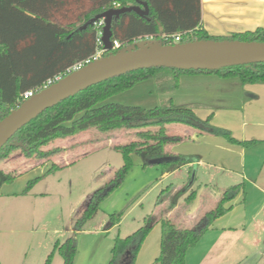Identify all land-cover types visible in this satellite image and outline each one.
<instances>
[{
    "label": "rangeland",
    "instance_id": "obj_1",
    "mask_svg": "<svg viewBox=\"0 0 264 264\" xmlns=\"http://www.w3.org/2000/svg\"><path fill=\"white\" fill-rule=\"evenodd\" d=\"M145 46L146 41L137 40L122 51ZM178 83V89L163 96L158 92L155 80H147L106 102L140 106L147 112H154L172 97L177 104L191 107L201 119L211 116L213 125L230 130L234 137L264 136V116H258L264 108V91L263 101L252 102L247 110L249 116H244L246 96L254 94L251 87L264 88V84L242 86L216 74H182ZM246 88L251 89L245 91ZM184 127L188 126L169 124L166 134L176 139L172 144L175 152L185 156L198 150L199 142L188 137L184 139ZM178 137L181 140L178 141ZM68 138L56 139L45 147L67 145L69 148L66 154L61 152L51 160L29 158L16 150L0 162L1 169L18 175L14 182L4 185L0 197V264H45L55 244L63 243L75 233L78 220L92 196L107 187L124 166L122 154L113 148L138 139L135 129L104 134L95 128L80 130ZM254 151L255 158L259 156L256 173L261 174L264 171V144L256 146ZM241 152L239 145L221 147L215 156L219 160L231 156L234 163L226 160L229 168L248 172L252 152L246 153V160ZM131 157L133 166L123 183L104 199L97 215L77 232L75 264H109L116 240L126 238L148 224H154V227L144 240L135 264H159L160 220L169 218L180 228H196L199 223L192 222L189 217L197 218L204 211L215 209L222 192L236 184H244L245 194L231 203L235 212L219 218V222L215 221L213 227H209L196 246L189 249L186 264H264V214L258 219L261 226L255 223L246 231L240 228L222 238L219 232L221 226L236 224L238 213L242 220H249L257 212L256 206L263 200L258 190L236 173L214 166L195 164L192 170L185 166L162 176L160 167L152 162L146 165L143 156L133 154ZM53 164L63 168L46 175ZM36 178L39 180L24 195L28 182ZM204 180H207V186L199 187L202 182L206 184ZM194 190L197 196L188 202L187 198ZM114 222L118 223L113 225ZM50 264H63L62 255L56 252Z\"/></svg>",
    "mask_w": 264,
    "mask_h": 264
},
{
    "label": "trees",
    "instance_id": "obj_2",
    "mask_svg": "<svg viewBox=\"0 0 264 264\" xmlns=\"http://www.w3.org/2000/svg\"><path fill=\"white\" fill-rule=\"evenodd\" d=\"M141 1L149 6L148 17L130 12L114 20L112 41L118 40L122 44L114 53L146 36L154 37L160 44H175L176 35H180L181 43L197 40L264 43V26L227 36L210 35L202 26L201 0ZM136 4V0H0V122L25 102L23 94L26 91H42L50 79L68 74L75 64L96 53L98 29L93 24L81 30L86 23L110 9ZM108 54L109 52L105 56ZM182 74H216L242 86L264 84V63L225 67L214 71L172 68L133 71L94 85L46 110L18 131L0 150V162L9 158L16 150H21L29 158L47 161L64 149L57 146L46 149V146L56 139L71 137L80 130L95 128L104 134L120 129L137 130V140L113 148L122 154L124 166L107 187L92 196L87 209L78 220L75 233L63 243L55 244L45 264L51 263L56 252L62 255L63 264H75L78 253L77 232L82 230L86 221L97 215L104 199L123 183L133 166V154L143 156L146 165L152 160L167 159L157 165L162 174L173 173L195 161L194 157L178 155L170 149L176 139L167 136V125L183 124L201 134L223 137L231 144L244 147L259 142L237 140L230 130L213 125L211 116L201 119L191 107L177 104L172 97L166 99L154 112L128 106H101L110 98L147 80H155L161 95L170 94L178 89V80ZM246 97L251 100L256 95L247 94ZM177 140L181 139L178 137ZM17 142L23 143L25 149L15 146L14 143ZM62 168L63 166L53 164L46 174ZM17 177V174L0 168V197L4 185L14 182ZM38 180L39 178L29 181L23 193L27 194ZM242 191L244 184L225 189L218 206L208 211L196 228H180L169 218L160 220L162 240L157 262L186 264L189 249L196 246L215 220L233 208L229 203ZM196 196L197 191L194 190L187 201L192 202ZM116 223L118 222L113 225ZM153 227L154 224H148L126 238H118L109 264H135L140 248Z\"/></svg>",
    "mask_w": 264,
    "mask_h": 264
},
{
    "label": "water",
    "instance_id": "obj_3",
    "mask_svg": "<svg viewBox=\"0 0 264 264\" xmlns=\"http://www.w3.org/2000/svg\"><path fill=\"white\" fill-rule=\"evenodd\" d=\"M136 5L110 9L86 23L82 29L104 20L102 41L109 54L36 93L0 122V150L23 127L46 110L104 81L127 73L150 68L214 71L225 67L264 63V43L237 40H197L170 45H151L118 53L112 52L113 22L125 13L148 17L149 6L136 0ZM25 149L23 143H14ZM167 159L151 162L158 165Z\"/></svg>",
    "mask_w": 264,
    "mask_h": 264
},
{
    "label": "crops",
    "instance_id": "obj_4",
    "mask_svg": "<svg viewBox=\"0 0 264 264\" xmlns=\"http://www.w3.org/2000/svg\"><path fill=\"white\" fill-rule=\"evenodd\" d=\"M201 8H202V26L210 35H213V36H227L232 33L253 31L259 27L264 26V0H201ZM251 88H248V89L246 88L245 91L249 89L253 90L254 95H256V98L248 100V102L245 103L246 105L244 104L246 107V112L244 115L245 117L249 116L247 114L248 112L247 110L249 109V106L252 102H257V101L262 102L263 101V97L261 95H262V92L264 91V88H259V89L255 87H251ZM113 104L119 105V106H126L124 104H120L119 102H115V101L114 102H104L101 106L108 107L109 105H113ZM128 107H135V108L143 109V107H140V106H128ZM261 112L258 113V116H264V108H262ZM184 130L186 131L184 139L188 137V138H191L195 142H199L198 150H195V151L193 150L192 152H189L190 154H185V156H191L195 158V161L193 163L187 165L188 167H190L191 170L194 168L195 164H198L199 167L210 165V166H214L215 168L221 171H226V172L230 171L232 173H236L241 179H243L248 185H250V187L258 190V192H260L263 196V200L259 202V204H257L256 206L257 212L253 216H251L249 220H246V219L242 220L241 214L238 213L236 215L238 216V220H237L238 222L236 224L231 225V226H226V225L221 226L219 230L220 237L221 238L226 237L228 232L234 233V232L239 231L240 228H242L243 231H246L248 227L254 225L255 223H257V226L258 225L261 226V223H259L260 221L258 222V219L262 214H264V178L262 179V175L264 176V171L261 174L256 173L258 166H259L258 164L259 156L255 158L256 152L254 150L256 146L264 144V141H263L264 136H259V135L257 136L244 135L242 137L235 136V138L240 141L259 140L258 143L250 147H244V146L242 147L241 145H239L241 146V149H242L241 153L243 154V159L246 160V156H247L246 153L248 151L252 152L251 154H249L250 159H249V164H248V167H249L248 172L246 170L244 172H240V170L229 168L227 166L226 160L228 161L230 160L232 163H234L233 157L224 156V160L223 158H220L222 160H219V158L215 156L217 153V150L221 149V147L232 148L233 146L237 144L235 145L231 144L223 137H218V136H214L210 134H201L198 130L192 127H189V126L184 127ZM67 140H69V138ZM57 147L64 148L65 150L62 151L64 152V154H66L69 151V148L67 145H61ZM170 149L173 152H175L173 145H170ZM175 153H177L178 155L184 156V154H179L178 152H175ZM256 164H257V167H256ZM245 167H246V163H245ZM169 174H162V176H166ZM206 181L207 180H204L206 184L202 182V184L199 185V187H202L203 185L207 186L208 182ZM27 194H24V195H27ZM242 194L243 195L245 194V189L244 191L240 192L235 199H237ZM232 202H230L229 204H231ZM208 211L206 212L204 211L203 212L204 214H202V216L203 215L205 216V214ZM233 212H235L234 205H233V208L228 213H226L225 215L219 218H223L227 215L232 214ZM202 216H198L197 218L189 217L190 218L189 220H191L192 222L196 220V223L198 224L201 221ZM219 218L215 221L219 222ZM172 222L176 225V223L173 220ZM211 227H213V224L211 225Z\"/></svg>",
    "mask_w": 264,
    "mask_h": 264
},
{
    "label": "built area",
    "instance_id": "obj_5",
    "mask_svg": "<svg viewBox=\"0 0 264 264\" xmlns=\"http://www.w3.org/2000/svg\"><path fill=\"white\" fill-rule=\"evenodd\" d=\"M116 7H119V5H116ZM97 29H98V38H97V42H98V49L96 51V53L89 57L88 59L82 61V62H79L77 64H75L72 68L69 69L68 71V74L74 72V71H78L80 69H82L83 67H85L86 65L96 61V60H99L101 59L102 57H105V54L107 52H109L108 50H106L104 48V44H103V41H102V37H103V28L105 26L104 24V20H100L99 22L95 23ZM168 38H166L167 40ZM137 40H144L146 41V44L147 46H151L152 44L150 43H153L154 41H156L154 39V37L152 36H146V37H141ZM135 40V42L137 41ZM174 42L175 44H178V43H181V37L180 35H176L174 37ZM164 45H170V44H164ZM112 52L117 50V49H120L122 47V44L118 41V40H114L112 41ZM68 74H65V75H60V76H56L54 79H50L47 83H46V88L49 87L50 85L56 83L57 81H59L60 79H62L63 77H65L66 75ZM36 94V92H34L33 90H29V91H26L24 94H23V99L24 101L32 98L34 95Z\"/></svg>",
    "mask_w": 264,
    "mask_h": 264
}]
</instances>
